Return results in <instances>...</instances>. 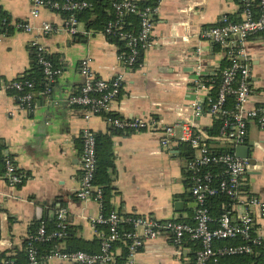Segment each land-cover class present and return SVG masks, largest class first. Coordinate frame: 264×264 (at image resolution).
<instances>
[{"label": "crops", "instance_id": "0c3cea01", "mask_svg": "<svg viewBox=\"0 0 264 264\" xmlns=\"http://www.w3.org/2000/svg\"><path fill=\"white\" fill-rule=\"evenodd\" d=\"M8 21L0 30V144L22 175L20 184L11 185L0 172V253L15 255L23 251L29 236L42 220H53L64 207L75 238L93 242L100 238L95 219L101 214L96 200L77 197L82 178V132L90 127L96 135L112 139L114 167L110 170L114 192L111 203L118 214L128 213L161 222L194 224L191 180L181 144L160 145L159 133L114 128L101 116L87 120L86 110L69 103L84 83L81 62L90 61L100 78L124 76L123 88L111 111L123 118H155L175 127L174 140L182 136L184 123L208 135L214 117L195 116L193 103L205 102L211 86L196 88L195 71L201 62L204 74L217 75L232 48L202 37L206 28L223 17L242 19L239 0H160L150 44L142 48L140 64L126 68L119 47L104 32L88 31L84 23L72 33L61 12L48 6L32 16L31 0H0ZM18 23H30L28 32ZM51 23L53 31L41 28ZM235 39L234 37L231 38ZM37 41L58 64L62 72L52 82L34 91L31 108L21 107L4 83L35 73ZM245 61L250 68L251 92L247 108L264 105V32L249 37ZM200 51V52H199ZM120 130V131H118ZM252 162L242 184V198L264 202V127L248 123L247 142ZM5 172V171H4ZM239 216L244 207H231ZM257 233L264 236V212L251 208ZM142 233V229H139ZM65 243L61 247L65 248ZM198 242L186 237L183 245L174 243L170 232L146 239L137 254L138 264H194ZM112 264H126L114 248ZM40 264H67L59 259Z\"/></svg>", "mask_w": 264, "mask_h": 264}, {"label": "built area", "instance_id": "2783aa9c", "mask_svg": "<svg viewBox=\"0 0 264 264\" xmlns=\"http://www.w3.org/2000/svg\"><path fill=\"white\" fill-rule=\"evenodd\" d=\"M33 4L32 16L37 17L41 8L50 7L57 11L70 12V17L65 19L67 28L75 33L79 24L75 13L83 10L90 4L86 0H31ZM242 19L232 20L223 17L222 21L203 30L202 37L212 40L226 49L228 44L232 48L227 50L231 60L229 66L222 71V83L219 88L218 98L209 102V108H205V102L195 101L193 107L195 116L204 113L212 117L223 116V124L217 137L219 144L225 145L230 142L236 148L247 142L248 123L256 121L264 127V105L247 108L251 87L249 82L250 68L245 61L248 55L246 43L250 36L264 32V0H259V10L255 11L252 0H240ZM114 7L117 19L109 22L105 29L107 34L118 35L126 42L129 52L120 53L119 57L126 68H135L138 56L142 48L148 46L157 14V7H146L142 10L135 4L134 0H122L115 2ZM138 13L141 16V24L138 32L123 31L122 20L125 13ZM8 21L2 19L0 9V30L7 26ZM19 28L31 32L33 26L30 23H18ZM41 30L44 33L53 31L51 23H46ZM119 30V31H118ZM235 39H231V38ZM35 56L43 69L46 82H52L62 72L49 59L45 48L37 41ZM200 52V51H199ZM81 73L85 80L78 93L69 97V103L86 110L85 118L101 116L114 128L121 130L142 131L147 130L161 135L160 145L171 146L173 143H189L194 149L193 157L187 162V171L191 173V194L194 200V224L180 221L161 222L154 218L136 216L132 219L134 230L125 233L131 240L128 245L126 264H138L137 254L146 239H153L168 231L172 234L175 245L181 246L186 237L198 241L200 248L196 252L194 264H218L220 256L244 255L254 252V245L260 244L264 236L255 230V220L251 208L258 206L264 212V202L256 198H242V184L247 170V159L239 157L234 152H212L206 140L209 135L196 131L192 125L184 123L183 133L179 140H174L175 127L170 124H162L155 118L143 119L123 118L112 113L113 102L119 96L124 76L118 74L114 79L108 80L97 77L91 68L90 61L84 59L81 62ZM204 66L200 62L195 71L196 88L207 87L203 84ZM5 89L13 92V96L21 107L31 108L34 100L35 84L32 80L15 79L5 82ZM234 94L236 104L234 109L225 107L227 96ZM209 94L207 96L208 100ZM82 178L77 197L80 200H96L101 205L103 202V191L95 187L94 179L97 169V136L90 127L84 128L82 132ZM6 169L4 176L11 185L20 184L22 175L16 171L15 164L6 156ZM219 167V171L212 170ZM220 176V179L217 177ZM217 182V183H216ZM216 183V184H215ZM224 193L234 204L242 203L244 211L239 216H234L232 209L225 211L220 218L212 216L206 206L208 197ZM67 210L59 207L56 210L57 229L49 231L45 220L39 223L37 231L32 233L27 240L29 264H40L43 261L59 259L67 264H112L115 261L113 242L120 238L118 223L120 216L116 211L104 216L103 212L97 219V223H106L110 226V233L103 238L100 251L90 253L84 250L62 251L58 248L50 254L39 255L37 243L51 238H63L66 235ZM142 233H139V229ZM253 232H256L254 234ZM242 239V243L219 245L220 241ZM248 241V243H247ZM4 264H14L13 260H3Z\"/></svg>", "mask_w": 264, "mask_h": 264}, {"label": "trees", "instance_id": "16d2710c", "mask_svg": "<svg viewBox=\"0 0 264 264\" xmlns=\"http://www.w3.org/2000/svg\"><path fill=\"white\" fill-rule=\"evenodd\" d=\"M90 5L84 8L83 10L77 11L75 16L80 23H84L88 31L92 32H104L108 39L115 43L119 47L120 53H128L129 49L126 45V42L118 37V35H110L107 34L105 29L107 28L109 22H112L117 19L116 10L114 7L115 2H121L122 0H86ZM160 0H134L135 4L142 10L146 7H157ZM240 1V0H239ZM252 4L255 11L259 10V0H252ZM65 19L70 17V12L60 11ZM2 19H5L1 12ZM141 24V16L138 13H125L123 15L122 20V29L123 31L129 32H138ZM119 31V30H118ZM142 54V49H141ZM138 56V63L135 65L137 67L140 64V56ZM49 59L52 58L49 56ZM56 67L61 68L58 64L52 60ZM231 63L230 58H226L223 61V65L221 70L217 75L209 74L203 75V84L206 86H211L209 91V98L205 102V108H209V102L215 101L218 98L219 88L222 83V71L224 68L229 66ZM34 70L35 73L26 76L24 78H19L21 80H32L35 84L36 88H41L43 84L46 82L45 75L43 73V69L41 65L38 63L36 56H34ZM35 92V91H34ZM236 104V96L234 94H230L227 96V101L225 107L227 109H234ZM223 124V116L220 114L214 118V123L211 127H209L208 135L206 142L209 145L212 152H234V145L230 142H226L225 145H220L217 140L218 135L220 134V130ZM120 131V130H118ZM97 136V169L96 175L94 179V188L93 191H96L97 188H101L103 191V206L102 212L104 216H108L115 209L111 203V197L114 192V188L112 186V179L110 176V170L114 167V155L111 149L112 139L108 134L105 135H96ZM183 147L181 148V154L188 162L194 155V149L190 146L189 143H182ZM3 146L0 144V172L5 171L6 169V155L2 153ZM187 170V168H186ZM212 170H216L215 172L221 170L219 167H214ZM188 175L190 177L191 173L189 171ZM220 179V176L217 177ZM191 180V178H190ZM217 183V182H216ZM215 183V184H216ZM232 200L229 199L224 193H219L215 196L208 197L206 201V206L209 208L211 214L215 218H220V216L227 210L232 207ZM120 220L118 223V231L120 234V238L113 242V248L116 246H120L123 249V253L117 257L121 261L125 260L128 253V245L131 242L129 238L125 236V233L131 232L134 230V224L132 219L137 215H132L128 213H119ZM46 221V220H45ZM48 230L52 231L57 229V219L47 220L46 221ZM66 235L63 238H51L49 240L37 243L38 252L40 256L50 254L52 251L56 250L59 247L62 251H77L84 250L90 253H96L100 251L101 242L103 238L110 233V226L106 223H97L96 228L100 233V238L93 242H83L78 238H75L74 233L72 232V227L70 226L67 218H66ZM39 226V225H38ZM38 226L33 230V233L37 231ZM256 234V232H253ZM198 242V241H196ZM242 239L233 240H224L220 241L219 245H229V244H237L242 243ZM65 243V248L61 247V244ZM248 243V241H247ZM200 248V243L198 242ZM24 250L17 252L15 255H8L7 251L0 253V264H4L3 260H13L14 264H29L28 250H27V242L24 246ZM116 259V257H115ZM218 264H264V239L260 244L254 245V252L252 254H244V255H224L220 256L218 259ZM209 264H215L214 262Z\"/></svg>", "mask_w": 264, "mask_h": 264}, {"label": "water", "instance_id": "95a60500", "mask_svg": "<svg viewBox=\"0 0 264 264\" xmlns=\"http://www.w3.org/2000/svg\"><path fill=\"white\" fill-rule=\"evenodd\" d=\"M235 153L237 156L247 159L248 161L247 167L252 162V152L248 143L237 145L235 148Z\"/></svg>", "mask_w": 264, "mask_h": 264}]
</instances>
